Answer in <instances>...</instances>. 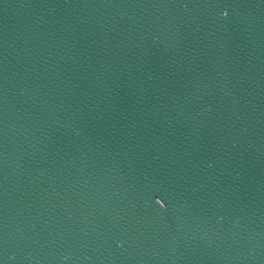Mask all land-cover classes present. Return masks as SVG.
I'll use <instances>...</instances> for the list:
<instances>
[{
  "label": "water",
  "instance_id": "1",
  "mask_svg": "<svg viewBox=\"0 0 264 264\" xmlns=\"http://www.w3.org/2000/svg\"><path fill=\"white\" fill-rule=\"evenodd\" d=\"M0 264H264V0H0Z\"/></svg>",
  "mask_w": 264,
  "mask_h": 264
},
{
  "label": "snow or ice",
  "instance_id": "2",
  "mask_svg": "<svg viewBox=\"0 0 264 264\" xmlns=\"http://www.w3.org/2000/svg\"><path fill=\"white\" fill-rule=\"evenodd\" d=\"M224 14H225V15H227V13H226V12H225Z\"/></svg>",
  "mask_w": 264,
  "mask_h": 264
}]
</instances>
